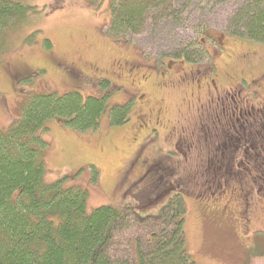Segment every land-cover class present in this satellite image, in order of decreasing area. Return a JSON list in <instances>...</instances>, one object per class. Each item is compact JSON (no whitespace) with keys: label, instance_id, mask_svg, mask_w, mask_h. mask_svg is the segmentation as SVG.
Here are the masks:
<instances>
[{"label":"rangeland","instance_id":"1","mask_svg":"<svg viewBox=\"0 0 264 264\" xmlns=\"http://www.w3.org/2000/svg\"><path fill=\"white\" fill-rule=\"evenodd\" d=\"M97 1L27 0L37 12L15 35L18 50L0 63V129L18 117L27 94L111 81L116 91L96 130L46 122L47 182L67 175L66 186L85 187L87 212L128 204L139 217L158 215L181 194L185 248L195 264H264V79L253 81L264 69V45L229 34L242 0H177V19L148 23L119 42L108 32L111 0ZM204 30L216 39L206 42L212 73L169 58L190 45L208 61L198 50ZM29 33L35 37L26 43ZM252 82L260 88L256 102L243 93ZM131 95L129 121L111 127L109 108ZM238 109L256 113L234 116Z\"/></svg>","mask_w":264,"mask_h":264},{"label":"trees","instance_id":"2","mask_svg":"<svg viewBox=\"0 0 264 264\" xmlns=\"http://www.w3.org/2000/svg\"><path fill=\"white\" fill-rule=\"evenodd\" d=\"M178 4L177 0H111L108 32L117 42L138 36L148 23L177 19ZM36 12L37 7L27 0H0V63L18 50L15 35L27 27ZM228 28L230 35L264 45V0H242ZM28 35L26 43L35 37ZM208 39L216 41L205 30L198 39V50L208 55L204 63L190 45L176 47L169 58L200 62L206 73H212L214 52L208 49ZM42 40L50 48V41ZM245 77L250 76L236 74L239 82ZM259 79H264V69L253 81ZM92 82L64 92L27 94L18 117L0 129V264H195L185 248L186 206L181 194L172 195L156 216L139 217L128 204L121 208L101 205L87 212L85 187L66 186L67 175L54 182L45 179L46 122L55 120L74 131L89 132L97 129L108 109L107 102L116 88L107 79ZM252 84L253 89L243 93L247 100L256 102L260 88ZM241 86L243 89L244 85L236 83L237 91ZM134 104L135 95H131L124 103L111 106L110 126L126 124ZM77 173L78 169L73 175ZM96 178L94 170L91 184Z\"/></svg>","mask_w":264,"mask_h":264},{"label":"flooded vegetation","instance_id":"3","mask_svg":"<svg viewBox=\"0 0 264 264\" xmlns=\"http://www.w3.org/2000/svg\"><path fill=\"white\" fill-rule=\"evenodd\" d=\"M244 110H245V109H239V110L235 111L233 115H234V116H239V115H240V116H243V115L246 114V113H247V114H250V113H256V111L253 110V109H248V110H245V111H244ZM258 110H259V109H258ZM239 111H242V112H240L241 114L236 115L235 113H236V112H239ZM243 111H244L245 113H243ZM242 113H243V114H242ZM223 115L228 116V112L224 110V111H223Z\"/></svg>","mask_w":264,"mask_h":264}]
</instances>
